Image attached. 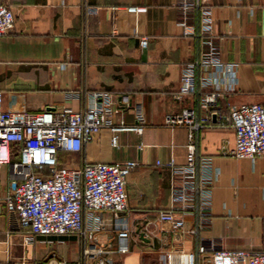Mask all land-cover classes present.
Segmentation results:
<instances>
[{
  "label": "crops",
  "instance_id": "crops-1",
  "mask_svg": "<svg viewBox=\"0 0 264 264\" xmlns=\"http://www.w3.org/2000/svg\"><path fill=\"white\" fill-rule=\"evenodd\" d=\"M14 12V27L0 36V91L3 108L37 112L69 106L82 110L91 92L111 93L119 111L116 126L134 125L142 113L141 132L109 127L81 151H60L59 161L78 166L85 160L137 165L125 185L127 208L119 216L129 226L127 250L117 251L115 230L87 231L80 236H37L24 241L26 230L9 210L10 167L0 165V264H167L169 253H193L195 264H210V251L200 247L264 249V156L238 159L231 155L235 135L214 114L194 131L195 170L209 177L210 212L185 214L186 228L159 219L172 208L171 169L186 163L189 129L170 126L165 116L183 109L201 120L199 79L218 80V111L225 115L241 103H264V0H210V31L202 26L203 9L184 10L180 0H6ZM128 6H143L131 13ZM94 9L93 12H90ZM147 37L141 49L140 38ZM213 48L219 58L203 70L196 64ZM192 65L193 90L181 91L184 66ZM232 68V83L229 81ZM215 75V76H214ZM216 110V111H217ZM214 111V110H213ZM116 135V144L111 137ZM204 161L208 166H203ZM204 169V170H203ZM178 213V211H176ZM144 232L143 238L138 229ZM92 247L113 250L90 256Z\"/></svg>",
  "mask_w": 264,
  "mask_h": 264
},
{
  "label": "built area",
  "instance_id": "built-area-1",
  "mask_svg": "<svg viewBox=\"0 0 264 264\" xmlns=\"http://www.w3.org/2000/svg\"><path fill=\"white\" fill-rule=\"evenodd\" d=\"M209 2L180 0L184 10L189 7L203 9L204 31H210L211 27ZM126 10L143 13L146 8L128 6ZM14 22L12 8L6 0H0V36L11 31ZM139 42L141 49H144L148 38L141 37ZM196 64L208 70L213 66L219 67L220 63L217 53L211 47ZM228 70L229 82L232 83L233 71L231 67ZM194 75L192 65L183 67L181 91L194 89ZM199 83L202 88H211L202 94L200 102L207 115L198 120L194 111L183 109L179 113L165 116V123L170 126H188L190 142L185 164L177 165L172 160L165 164L174 176L171 182L172 208L160 210L158 217L169 222L173 228L188 232H194V228H186L183 215L194 211L197 194L200 198V213L207 215L210 212L209 177L203 173L197 179L195 145L192 142L194 131L203 127L209 115L214 114L220 123L232 127L235 135L232 156L238 159L264 156V103L233 105L223 115L217 110L221 95L218 80L209 75L201 77ZM89 100V105L82 110L69 106L58 109L47 107L37 112L7 110L3 108V93L0 91V165L8 164L10 167V189L5 203L16 214L19 226L26 230V243L32 242L37 236H80L87 231L115 230L119 240L117 251L127 250L129 226L119 214L127 208L125 185L137 162L85 160L78 166H68L60 163L59 153L81 151L83 143L92 141L104 127L114 132H141L145 116L137 114V123L134 125L116 126L113 118L119 109L111 93L91 92ZM111 144H116V135L111 137ZM203 166H208V163L204 161ZM112 251L92 247L84 252L97 257ZM206 251H210V264H264V249L200 247L201 254ZM165 260L167 264H195L193 253L173 252L167 254ZM17 264H23V261ZM56 264L67 263L59 261ZM98 264L113 263L100 258Z\"/></svg>",
  "mask_w": 264,
  "mask_h": 264
},
{
  "label": "water",
  "instance_id": "water-1",
  "mask_svg": "<svg viewBox=\"0 0 264 264\" xmlns=\"http://www.w3.org/2000/svg\"><path fill=\"white\" fill-rule=\"evenodd\" d=\"M138 233L141 235V237L143 238V236H144V232H141L140 231V227H139V229H138Z\"/></svg>",
  "mask_w": 264,
  "mask_h": 264
},
{
  "label": "rangeland",
  "instance_id": "rangeland-1",
  "mask_svg": "<svg viewBox=\"0 0 264 264\" xmlns=\"http://www.w3.org/2000/svg\"><path fill=\"white\" fill-rule=\"evenodd\" d=\"M126 264H133V260L131 259V260H128L127 262H126Z\"/></svg>",
  "mask_w": 264,
  "mask_h": 264
}]
</instances>
